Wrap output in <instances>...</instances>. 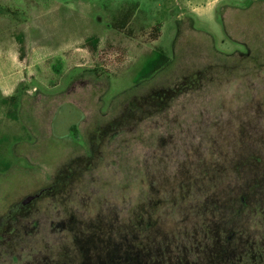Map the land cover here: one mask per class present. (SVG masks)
Instances as JSON below:
<instances>
[{
  "label": "rangeland",
  "instance_id": "1",
  "mask_svg": "<svg viewBox=\"0 0 264 264\" xmlns=\"http://www.w3.org/2000/svg\"><path fill=\"white\" fill-rule=\"evenodd\" d=\"M174 3L0 0V264H264V0Z\"/></svg>",
  "mask_w": 264,
  "mask_h": 264
},
{
  "label": "crops",
  "instance_id": "2",
  "mask_svg": "<svg viewBox=\"0 0 264 264\" xmlns=\"http://www.w3.org/2000/svg\"><path fill=\"white\" fill-rule=\"evenodd\" d=\"M224 0H175V4H183L189 11L188 17L194 22H198L203 26L215 25L216 7ZM175 9V8H174ZM176 13L172 19L180 20L184 18V9H176ZM3 21L0 19V90L9 91L15 88V84L22 78V62L25 58L24 45L22 37L13 36V40H9L10 45L3 46ZM208 28V27H207ZM211 33L210 29H208ZM212 34V33H211ZM6 35V34H5ZM8 38V37H7ZM2 43V44H1ZM5 51V55H4Z\"/></svg>",
  "mask_w": 264,
  "mask_h": 264
},
{
  "label": "trees",
  "instance_id": "3",
  "mask_svg": "<svg viewBox=\"0 0 264 264\" xmlns=\"http://www.w3.org/2000/svg\"><path fill=\"white\" fill-rule=\"evenodd\" d=\"M160 29H161L160 25L153 26V30H156L155 32H157V35H158V31L159 32L161 31ZM90 43L92 44V46H95L97 43V40L93 38L90 40ZM167 61H168V56L165 53L157 49H153L151 51L150 56L147 58L144 65L142 66L139 76L141 78L149 76L156 70L160 69L164 64L167 63ZM1 101L5 104H10L13 107V109L9 110V112L12 113V115H15V110L18 104L17 94H11L9 96H6L2 98ZM71 129L75 131L76 126H72Z\"/></svg>",
  "mask_w": 264,
  "mask_h": 264
},
{
  "label": "flooded vegetation",
  "instance_id": "4",
  "mask_svg": "<svg viewBox=\"0 0 264 264\" xmlns=\"http://www.w3.org/2000/svg\"><path fill=\"white\" fill-rule=\"evenodd\" d=\"M143 218L142 215H139L138 219L140 221V219ZM148 223V222H147ZM146 223V224H147ZM151 223L147 224L148 226ZM233 236H235V232L233 230L230 231L229 234H226V239L230 240L233 238ZM220 240L223 241V237L221 236ZM224 243H219L218 247H217V251L219 253H221L222 251L226 252V251H231L232 249V244L231 243H227L226 241H223ZM230 261V259H226V258H220V259H213V260H200V262L196 263L195 261H186L185 264H229L228 262ZM145 262V261H144ZM224 262V263H223ZM118 264H141V261H137L135 259H128L127 262L123 259L120 260V262ZM142 264H147V263H142Z\"/></svg>",
  "mask_w": 264,
  "mask_h": 264
}]
</instances>
